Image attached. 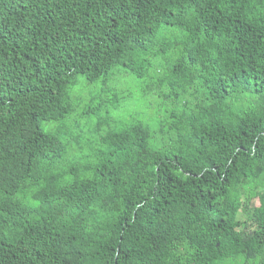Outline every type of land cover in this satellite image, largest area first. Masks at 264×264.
I'll use <instances>...</instances> for the list:
<instances>
[{
    "label": "trees",
    "instance_id": "obj_1",
    "mask_svg": "<svg viewBox=\"0 0 264 264\" xmlns=\"http://www.w3.org/2000/svg\"><path fill=\"white\" fill-rule=\"evenodd\" d=\"M0 264H264V0H0Z\"/></svg>",
    "mask_w": 264,
    "mask_h": 264
},
{
    "label": "rangeland",
    "instance_id": "obj_2",
    "mask_svg": "<svg viewBox=\"0 0 264 264\" xmlns=\"http://www.w3.org/2000/svg\"><path fill=\"white\" fill-rule=\"evenodd\" d=\"M127 87H129V86L126 84V82L122 81V82H120L119 85L117 86V89H118V90H124V89H126Z\"/></svg>",
    "mask_w": 264,
    "mask_h": 264
}]
</instances>
